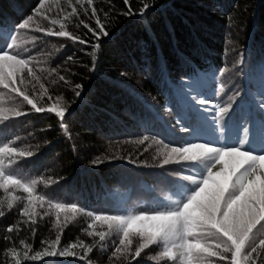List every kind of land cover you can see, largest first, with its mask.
I'll return each mask as SVG.
<instances>
[{
    "label": "trees",
    "instance_id": "trees-1",
    "mask_svg": "<svg viewBox=\"0 0 264 264\" xmlns=\"http://www.w3.org/2000/svg\"><path fill=\"white\" fill-rule=\"evenodd\" d=\"M154 2L156 14L138 23L137 16L121 14L128 7L123 0H94L93 6L110 36L102 39L93 60L95 39L82 24L77 27L80 20L96 27L91 7H88V15L80 9L79 17L65 22L63 12L71 10L68 0H47L45 5L46 8L51 5L48 17L65 22V30L89 41L80 44L66 37H48L42 31L37 32L36 27L45 25L59 31V23L51 25L50 20L44 19L43 11L40 16L34 15L26 29L17 27L29 14H34L38 0H0V40L15 28L11 34L19 50L35 57L32 66L39 83L35 80L28 83L29 92L39 96L42 83L48 95L38 106L56 104L67 107L71 113L66 114L65 132L54 113H36L0 88V103L6 108L15 106L29 113L22 117L8 113L7 127L0 125L4 128L0 133V146L8 142L10 146L33 151L31 158H17L18 163L12 166L17 174L36 179L37 194H45L54 203L76 204L81 209L76 214L61 213V223L65 227L61 229L57 253L60 248L79 240L94 243L87 260L80 258L84 250L79 247L70 249L74 254L68 256L41 255L35 261L23 258L19 239L32 245L29 255L36 251L43 253L47 244L42 245L41 241L54 239L55 212L49 209L51 216L36 218L37 234L33 237L28 225L23 223L27 218L17 214L18 208L22 210L21 202L13 201L11 210L7 204L3 205L6 215L0 218V264L5 261L15 264L16 257L7 254L14 245L20 253V264H88L89 260L91 264H127L123 254L110 261V246L100 248L98 237L87 236L84 229L91 222L87 211L140 214L152 208L174 207L185 186H191L183 179L190 174L183 166L187 162L163 168L155 165L162 163V150L169 151L181 145L183 138L221 143L247 139L257 148L264 145V124L261 123L264 114L257 111L252 100L259 101L257 93L264 79L261 71L264 65V0ZM131 7L138 10V0H131ZM105 12L109 14L107 19ZM24 49L29 52H23ZM93 65L95 70H92ZM60 75L71 83L60 81ZM181 81L185 84L194 81L195 91L207 96L212 104H226L238 93L239 98L245 99L243 108L250 113L251 123L248 116H241L238 110L236 119L222 131L219 125L214 129L211 124H202L193 117L185 123L196 129L195 134L189 136L180 132L175 113L162 106L182 94L178 87ZM76 84L82 88L75 89ZM221 84L223 92L219 91ZM75 91H80L81 95L75 96ZM155 113L162 119L156 118ZM145 135L149 140L137 143ZM98 158L99 162L94 163ZM12 195L27 194L15 189L5 193L0 189V200H10ZM12 224L17 226V231L6 233V227ZM6 235L13 239L6 240ZM255 236L264 238V230L257 231ZM117 238L113 231L108 239L110 242ZM158 254L159 250L150 252L141 264H164L152 258Z\"/></svg>",
    "mask_w": 264,
    "mask_h": 264
},
{
    "label": "snow or ice",
    "instance_id": "snow-or-ice-1",
    "mask_svg": "<svg viewBox=\"0 0 264 264\" xmlns=\"http://www.w3.org/2000/svg\"><path fill=\"white\" fill-rule=\"evenodd\" d=\"M138 2L139 8L136 10L131 7V0H123L124 5L128 7L121 14L137 16L138 23L146 22L156 14L154 0ZM46 3L47 0H38L34 14H29L17 27L21 30L26 29L33 21L34 15L40 16L43 11L44 19L50 20L51 25L59 23V31H53L51 27L45 25L43 28L36 27L37 32L42 31L48 37H66L80 44H87L89 41L65 30V22H69L72 17H79L80 9L88 15V7H91V16L95 18L96 27H91L83 20L79 21L77 27L82 24L95 39V43L92 44L95 60V51L99 50L102 39L109 37L110 33L93 6L94 0H75V3L68 0V7L71 10L63 12L65 22L48 17L47 12L50 11L51 5L46 8ZM61 9L63 11V6ZM59 15L60 13H57V16ZM108 15L107 12L104 13L105 19ZM15 30L11 29L9 35L0 40V88L7 90L13 100L19 98L18 103H26L36 113H54L59 118V127L67 132L66 114L71 115L69 109L56 104L38 106L40 100L48 95V89L42 83L39 96L29 92L28 83L32 80L39 83L32 66L35 57L26 56L19 50L20 46L11 34ZM23 52L29 50L24 49ZM92 70H95V65ZM261 71L264 72V65L261 66ZM59 80L65 84L71 83L63 75L59 76ZM178 87L182 94L162 107L175 113V123L180 125V132L189 136L195 134L196 129L185 123L186 119L193 117L202 124H211L214 129L219 125L222 131L228 123L236 119L238 110L241 116L247 115L251 123L250 113L245 112L243 108L245 99L239 98L238 93L233 94L228 103L220 105L212 104L207 96L195 91L194 81L187 84L181 81ZM81 88L82 85H75V89ZM219 91H224L223 84L220 85ZM215 94L216 92H213V95ZM257 94L259 101L257 102L255 98L252 100L257 111L264 114V79L261 80ZM80 95V91H75V96ZM8 113L15 117L29 114L19 107L6 108L0 103V125L4 127H7L5 121L10 119ZM155 117L162 119L159 113H155ZM261 123L264 124V120H261ZM3 131L4 128L0 127V133ZM148 140L149 136L145 135L137 143L143 144ZM164 147L167 149L168 145L165 144ZM33 155V151L10 146L8 142H3L0 146V189L5 193L15 189L27 194L12 195L10 200H0V218L6 215L3 210L4 204L11 210L13 201L21 202L22 210L18 208L17 214L27 218L23 223L28 225L31 235L35 237L36 218L51 216L49 209L54 210V226L57 228L54 239L41 241L42 245L47 244V249L43 253L36 251L32 255H29L32 245L24 239H19V245L23 246V258L35 261L41 255L68 256L74 254L70 249L79 247L84 250L80 258L87 260L88 254L94 250V243L86 244L79 240L70 246L60 248L58 253L56 250L61 243V229L65 227L61 223V213L76 214L81 209L76 204L54 203L45 194H37L38 181L19 176L12 167L18 163V157L31 158ZM161 155L162 163H158L156 167L163 168L165 165L187 162L183 166L190 170V174L183 179L189 181L191 186H185V191L179 194L174 207L152 208L140 214L86 212L91 222L84 231L88 237H98L100 248L110 246L108 259L111 261L123 254L127 264H141L150 252L159 250L158 256L152 258L161 260L164 264H220L222 261L225 264H264V238L257 239L255 236L257 231L264 230V145L257 148L252 140L247 139L235 143H221L199 138L196 140L183 138L181 145L173 146L169 151L162 150ZM97 162L99 158L94 161ZM38 208H43L44 211L39 212ZM5 231L11 234L17 231V226L8 225ZM113 231L118 238L109 242L108 238ZM4 238L13 239L11 235ZM7 254L16 257L15 264H20V253L16 251L15 245L7 250ZM4 264H7V261ZM88 264H91L90 260Z\"/></svg>",
    "mask_w": 264,
    "mask_h": 264
},
{
    "label": "rangeland",
    "instance_id": "rangeland-1",
    "mask_svg": "<svg viewBox=\"0 0 264 264\" xmlns=\"http://www.w3.org/2000/svg\"><path fill=\"white\" fill-rule=\"evenodd\" d=\"M24 38H25V36H24ZM167 186H168V187H170V184H169V183H167ZM164 191H165V190H164Z\"/></svg>",
    "mask_w": 264,
    "mask_h": 264
}]
</instances>
